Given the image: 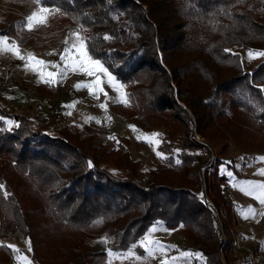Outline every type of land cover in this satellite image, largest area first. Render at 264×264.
<instances>
[{"label":"trees","instance_id":"16d2710c","mask_svg":"<svg viewBox=\"0 0 264 264\" xmlns=\"http://www.w3.org/2000/svg\"><path fill=\"white\" fill-rule=\"evenodd\" d=\"M47 6L61 8L49 20V41L12 17L0 20V35L42 50L61 33L83 28L95 58L128 90V104L118 107L145 131L164 129L159 150L178 183L145 186L140 163L124 146L97 157L94 135L64 126L51 136L0 107V264L14 258L6 245L17 233L31 242L33 264H107V252L91 240L99 226L115 222L122 228L112 236L114 251L138 245L162 222L194 242L205 264H223L216 214L200 191L205 181L221 217L232 219L222 154H212L210 145L226 141L227 149L240 117L264 132V62L245 64L238 53L264 52V0H47ZM7 118L19 126L6 128ZM16 172L34 186L41 206L25 207L20 184L9 180ZM224 252L227 264L239 263L231 245Z\"/></svg>","mask_w":264,"mask_h":264},{"label":"rangeland","instance_id":"374dc122","mask_svg":"<svg viewBox=\"0 0 264 264\" xmlns=\"http://www.w3.org/2000/svg\"><path fill=\"white\" fill-rule=\"evenodd\" d=\"M34 10L35 7L31 0H0V20L8 17L25 20ZM52 16L48 17L46 25H37L31 30L41 42L49 41L47 26ZM70 34L69 32L61 33L51 49L44 47L42 50H36L32 43L26 47L18 45L20 53L24 56L32 53L36 59L59 64L62 68L64 65L60 56L64 52V41L70 37ZM252 52L258 53L259 51ZM238 53L245 64L253 62L258 65L264 62V57H254L250 60L248 50L239 49ZM34 67L38 66L34 65ZM47 71L56 72L57 68L48 67ZM92 79L83 73L69 71L56 84H45L41 82L38 72L26 68L25 61L20 60L12 53L0 52V107L11 115L25 116L34 128L44 127L51 136H57L59 129L64 126L78 129L83 134L94 135L99 147V152L96 153L97 157L104 152H116L124 146L129 150L131 159L140 163L137 172L138 178L145 186L154 181L178 183L176 176L167 171L166 156L159 150L165 135L164 129L149 132L139 128L136 122L129 119L125 110L118 107L125 104L118 102L119 94L107 83L102 84L107 96L104 94L93 95V90L76 87V85L91 82ZM123 91L128 99L127 88L125 87ZM102 104L105 107H100ZM9 120L14 123L9 125L7 123ZM4 121L6 128L16 127L17 123L13 119L7 118ZM237 122L240 125L238 127L239 134L235 131L230 134L227 140L229 144L227 149H223L226 141H218L216 145H210L212 154L215 156L222 154L221 158L224 164L221 166V173L226 175L229 180L225 194L230 197L231 202L237 208L232 219L228 220L223 216L221 219H223L224 226L227 221L228 225L226 226L232 229H235L236 226L245 230L252 227L254 232L249 231L251 234L248 238L254 246H260V253L264 259V215L260 214L264 213V205L260 204L255 195H248L246 191H242L246 187V181L264 183V175L258 174L261 169H264V161L257 159L264 157V132L257 123L245 117H240ZM150 138L158 140L159 143L150 144L148 142ZM196 138L203 141L199 135H196ZM158 153L162 155H158ZM194 168H198V164ZM229 172L232 173L231 176L228 175ZM9 180L14 186L20 184V194L27 197L24 198L25 207H29L31 204L32 206L42 205L41 200H38V192L26 177L16 172L9 176ZM250 209H255L257 215L255 218L245 219L244 213ZM155 226L158 231L151 238L159 240L166 246H174L168 248V257L179 256L182 251L201 253L199 247L183 233L167 230L162 222H158ZM120 228H122V224L116 222L111 225L99 226L91 243L97 249L107 252V249H111L112 236ZM228 234L231 235V233ZM105 237L108 240L106 243H102ZM11 244L19 249V252L15 251L14 258L4 264H14V262L25 264L22 259H18L21 256H26L30 260L29 244L22 234L12 235ZM134 250L136 255L142 257L141 260L127 259L123 256L117 259L108 256L107 264L110 259L112 264H125L126 262L130 264H161L163 257L160 254L157 253L155 256L149 257L145 249L139 247V243ZM114 252L125 253L127 251ZM177 264H205V259L181 260Z\"/></svg>","mask_w":264,"mask_h":264},{"label":"snow or ice","instance_id":"6c2138e0","mask_svg":"<svg viewBox=\"0 0 264 264\" xmlns=\"http://www.w3.org/2000/svg\"><path fill=\"white\" fill-rule=\"evenodd\" d=\"M32 5L35 7V10L28 15L24 21L23 27L26 30H33L34 26L37 25H46L48 17L57 13H61V8L58 6L50 7L47 6V0H31ZM83 28L70 34V37L67 38L65 43V48L63 54L60 56L61 62H63V67L61 68L59 64L46 62L44 60L36 59L34 54L29 53L27 56L21 55L19 46L15 43L9 42V37L7 35H0V52L3 53H12L20 60L25 61V66L28 70L38 72L41 82L45 84L54 85L58 80H62L67 72L71 71L74 73H83L87 77L93 78L91 82L82 83L76 85L77 88H87L93 90V95L104 94L107 96V93L104 92L102 84L107 83L110 85L118 94V102L128 104V99L126 93L123 91L125 85L121 83L118 78L110 71L109 67L106 66L105 62L99 58H95L91 49L88 46L87 38L81 35ZM104 39H110L109 36L103 37ZM225 51L230 52L226 49ZM249 59L251 60L254 57H264V52L253 53L251 50L248 53ZM38 66V67H34ZM48 67L57 68L56 72L47 71ZM264 91V89H261ZM100 107H105V105H100ZM3 117H0V120H3ZM9 125H12L14 122L9 120L7 121ZM16 127L19 125L16 124ZM158 135V134H154ZM150 144H158V140L149 139ZM158 155H162L158 153ZM260 161H264V157H258ZM179 163V161H177ZM91 162H89V167H91ZM260 175H264V169L259 171ZM229 176L232 175L231 172L228 173ZM246 187L242 191H246L248 195H255V198L259 200L261 205H264V183H256L252 181L245 182ZM3 185H0V189H3ZM5 195L7 193L5 192ZM264 215V213H260ZM257 215L255 209H250L248 212L244 213V218H255ZM99 223V221H98ZM158 231L157 226H153L149 233L146 234L139 241V247H143L147 252L149 257L155 256L157 253L163 257L161 264H177L178 261L191 260L193 258L203 259L202 253H192L188 251L180 252L179 256L168 257V248L174 246H166L161 243L159 240L152 239V235ZM108 240L107 237L104 238L102 243H106ZM29 251H31V242L28 241ZM7 247L13 249V251L19 252V249H16L13 245H6ZM136 245H133L127 252L118 253L112 251V249H107V254L110 258H120L123 256L127 259L135 258L136 260H141L142 257L136 255L135 252ZM22 259L25 264H33L26 256L18 257ZM109 264H112V260H109Z\"/></svg>","mask_w":264,"mask_h":264},{"label":"built area","instance_id":"2783aa9c","mask_svg":"<svg viewBox=\"0 0 264 264\" xmlns=\"http://www.w3.org/2000/svg\"><path fill=\"white\" fill-rule=\"evenodd\" d=\"M200 192L205 197L208 207L212 209L216 214L217 223L219 225V238L221 241L219 255L222 263L227 264L225 260L224 249L226 246L231 245L234 256L239 258L238 264H264L262 254L256 253L255 246L248 238L249 234H251L249 233V231L254 232L253 228L251 227L248 230H245L236 226L235 229L230 228L229 231H227L226 227L223 225V219H221V215L217 207L207 195V184L205 183V181L202 184ZM236 209V207L233 208L234 211H236ZM228 233H231V235H229ZM14 264L17 263L14 262Z\"/></svg>","mask_w":264,"mask_h":264},{"label":"crops","instance_id":"0c3cea01","mask_svg":"<svg viewBox=\"0 0 264 264\" xmlns=\"http://www.w3.org/2000/svg\"><path fill=\"white\" fill-rule=\"evenodd\" d=\"M30 257H31V252H30Z\"/></svg>","mask_w":264,"mask_h":264}]
</instances>
